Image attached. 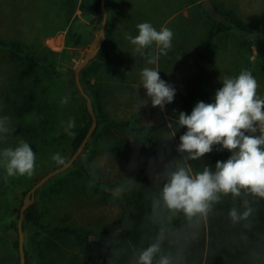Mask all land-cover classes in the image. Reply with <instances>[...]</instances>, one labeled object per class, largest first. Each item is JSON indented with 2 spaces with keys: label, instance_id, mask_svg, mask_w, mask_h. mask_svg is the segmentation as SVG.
Returning <instances> with one entry per match:
<instances>
[{
  "label": "rangeland",
  "instance_id": "1",
  "mask_svg": "<svg viewBox=\"0 0 264 264\" xmlns=\"http://www.w3.org/2000/svg\"><path fill=\"white\" fill-rule=\"evenodd\" d=\"M78 1L77 7L74 2L69 3L64 13L58 0H0V40L5 43L0 44V119L7 118L5 125L9 129L7 133L0 132V264H17L19 253L13 241L18 232L11 223L17 224L23 191L61 165L52 159L54 154L59 153L64 162L68 160L72 136L66 134L65 128L74 119L71 131L76 133L88 113L85 99L79 91L74 93L72 77L75 65L84 56L82 51L89 49L98 33L101 19L83 14ZM105 1L110 20L106 37L109 31L113 48L99 59L103 70L100 80L107 84L101 105L103 121L94 137H90V146H85L71 166L42 185L34 202L38 201L45 222L113 235L123 199L111 191L105 198L106 187L121 188L132 171L142 170L154 160L155 154L146 148L143 136L155 135L175 116L169 104L164 110L152 106L141 86V72L144 68L156 69L176 92L183 89L194 74L195 55L205 48L207 35L220 17L206 7L204 0ZM209 3L222 10L233 9L246 21L264 22V0ZM143 22L151 23L157 31L163 27L172 30V46L167 55L161 54L155 44L144 55L134 51L127 37L138 35L137 25ZM70 29L83 33L84 46L67 42ZM12 42L24 43L25 52L38 56L41 62H26L22 54L11 48ZM150 56L158 57L155 64L147 62ZM48 64H53L62 77L52 75ZM242 70L256 78L257 94L264 98V38L235 29L218 34L216 48L206 63L205 88L214 97L224 79L235 78ZM89 79L92 85L97 80L95 75ZM64 97L69 98L67 104H61ZM141 128L139 133L137 129ZM166 136L167 141L180 143L174 132ZM113 139L130 145L132 160L125 161L106 148ZM21 142H27L35 153V173L31 177H7L3 150L14 149ZM179 157L183 161L172 165V170L183 165L195 173L187 154L179 152ZM29 234L28 230L24 238ZM33 234H38L37 229L31 231ZM46 235L53 237L50 233L42 236ZM62 247L66 248L67 257L56 264H107L118 252V248L108 245ZM159 257H155V264Z\"/></svg>",
  "mask_w": 264,
  "mask_h": 264
},
{
  "label": "trees",
  "instance_id": "2",
  "mask_svg": "<svg viewBox=\"0 0 264 264\" xmlns=\"http://www.w3.org/2000/svg\"><path fill=\"white\" fill-rule=\"evenodd\" d=\"M71 2H74L77 7V0H58L57 4L65 13L66 7ZM78 2V7L83 14L101 19V0H79ZM215 9L220 20L208 33L205 48L195 55L194 74L187 80L185 87L176 92L174 101L169 103L175 115L174 118H170L155 135L143 136L144 145L152 155L155 154L154 160L142 170L132 171L131 176L126 179L121 188L111 185L104 191L105 198L110 196L111 191L123 199L114 234L92 232L69 224L45 222L39 203L36 201L27 208L23 221L24 234L30 231V234L24 238L26 264H56L67 257L66 248L62 247L65 244L89 248L97 245L115 246L118 252L107 261V264H136L140 251L156 242L161 236V252L157 255L169 256L171 264H264V198L244 192L235 199L231 194L222 195L220 202L213 206V210L206 218L195 217L191 220L183 213L170 212L160 198L162 186L166 182L168 172L172 170V165L183 161L179 157L177 145L167 141L166 135L174 132L180 137L186 131V128L178 124L179 112L190 114L198 101L214 102V97L205 88V83L206 63L216 48V36L235 29L248 35L264 38V22L246 21L233 9ZM108 25H110L109 19ZM66 37L71 45L84 46L85 44L84 35L80 30L70 29ZM0 44L5 45L1 40ZM11 48L22 54L26 62H41L38 56L25 52L24 43L12 42ZM112 48L113 44L108 31L106 40L97 55L80 72L81 83L92 98L97 117V126L91 137H94L103 121L101 105L107 93V84L100 80L103 70L100 69L102 63L99 59L108 55ZM46 67L56 78L62 77L53 64H48ZM90 75H95L97 78L93 83L94 86L90 84ZM72 80H74L73 77ZM73 87L74 93H78L75 84ZM90 123L91 117L87 113L86 119L71 139L70 156L83 140ZM137 131L142 133V128ZM89 146L90 142L86 144L87 148ZM106 148L125 161L133 159L130 145L123 141L110 140ZM230 155L229 151L214 145L211 153L201 159L190 160V164L195 173L202 172L205 166L215 171V163L218 160H226ZM27 190H24L23 194ZM245 200L253 208V213L248 219L234 223L229 212L232 208H236L242 213L245 210ZM18 216L19 211L16 213V218ZM11 226L17 228L16 222H12ZM36 229L38 234L31 235V231ZM46 233H50L53 237L42 236ZM13 246L18 250V238L13 241ZM16 261L19 264L18 255ZM153 264H155V258Z\"/></svg>",
  "mask_w": 264,
  "mask_h": 264
},
{
  "label": "clouds",
  "instance_id": "3",
  "mask_svg": "<svg viewBox=\"0 0 264 264\" xmlns=\"http://www.w3.org/2000/svg\"><path fill=\"white\" fill-rule=\"evenodd\" d=\"M137 28L138 35L127 37L136 53L144 55L145 50L155 44L161 54L167 55L173 40L171 29L163 27L157 31L149 22L139 23ZM157 59L150 56L147 62L155 64ZM222 83L215 92L214 102L198 101L190 114L181 111L178 116L179 126L186 131L179 137L177 151L186 153L188 159H201L213 151L214 145L231 153L226 160L215 163V171L205 166L202 172L193 173L189 167L180 165L168 172L160 198L170 212L183 213L189 220L206 218L222 195L231 194L235 199L244 192L264 198V98L257 94L258 82L247 70ZM141 86L146 89L153 107L164 110L166 104L174 101L176 89L161 79L156 69L142 70ZM68 99L64 97L61 104H67ZM6 120V117L0 119V132L9 131ZM74 127L75 120H69L66 134L74 137L71 131ZM2 156L7 177L34 175L36 156L27 142H21L14 149L5 148ZM52 159L58 164L64 163L59 153ZM244 208L242 213L236 208L230 210L234 223L248 219L253 213L247 200ZM161 239L162 236L140 251L136 264H153L161 252ZM157 264H171V259L160 255Z\"/></svg>",
  "mask_w": 264,
  "mask_h": 264
},
{
  "label": "water",
  "instance_id": "4",
  "mask_svg": "<svg viewBox=\"0 0 264 264\" xmlns=\"http://www.w3.org/2000/svg\"><path fill=\"white\" fill-rule=\"evenodd\" d=\"M204 2L206 4L207 8H210L213 13H217L215 7L210 5L209 0H204ZM101 10H102V17H101V22H100V27H99L98 33L94 36V38L90 42L89 49L87 51H82L84 56H83L82 60L75 65V68H74V82L77 86L79 93L81 94V96L86 101V107H87V111L91 117V123H90V126H89L83 140L80 142L79 146L72 153V155L68 158V160L66 162H64L63 164H61L60 166H58V167L46 172L45 174H43L26 191L24 198H23V202L20 206L19 216H18V220H17L19 264H26V256H25V251H24L23 221L25 218V212H26L27 208L31 204L34 203L36 191L42 185H44L51 177H53L54 175L64 171L65 169H67L69 166H71L74 163V161L78 158L80 153L85 148L86 144L88 143L90 137L92 136V134H93V132L97 126V117H96V114L94 112L92 99L89 96V94L86 92L84 86L81 83L80 72L84 68V66L96 56V54L99 52L103 43L106 40L107 8H106V1L105 0H101Z\"/></svg>",
  "mask_w": 264,
  "mask_h": 264
}]
</instances>
